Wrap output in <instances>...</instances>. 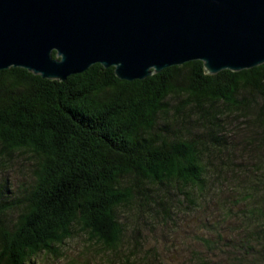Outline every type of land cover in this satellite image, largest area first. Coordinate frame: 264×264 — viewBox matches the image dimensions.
<instances>
[{"label":"trees","instance_id":"16d2710c","mask_svg":"<svg viewBox=\"0 0 264 264\" xmlns=\"http://www.w3.org/2000/svg\"><path fill=\"white\" fill-rule=\"evenodd\" d=\"M183 108L205 120L194 137L158 126L169 116L184 121ZM222 109L264 131V62L207 74L201 61L189 60L130 81L98 63L61 81L0 69V168L16 155L29 165L22 193L0 196V264H36L39 253L57 255L78 233L116 249L123 233L118 208L148 199L153 187H174L191 200L206 185L203 155L224 152L213 144L224 142L214 133ZM203 132L210 136L200 140ZM7 183L0 180V192ZM260 205L248 209L249 221L256 212L264 216ZM241 240L251 248L245 234Z\"/></svg>","mask_w":264,"mask_h":264},{"label":"water","instance_id":"95a60500","mask_svg":"<svg viewBox=\"0 0 264 264\" xmlns=\"http://www.w3.org/2000/svg\"><path fill=\"white\" fill-rule=\"evenodd\" d=\"M189 60L263 63L264 0H0V69L61 81L98 63L130 81Z\"/></svg>","mask_w":264,"mask_h":264},{"label":"rangeland","instance_id":"374dc122","mask_svg":"<svg viewBox=\"0 0 264 264\" xmlns=\"http://www.w3.org/2000/svg\"><path fill=\"white\" fill-rule=\"evenodd\" d=\"M168 102L173 109L176 100ZM182 112L184 121L169 116L158 126L167 123L171 136H196L195 128L199 130L205 120L188 108ZM221 112V125L214 133L224 142L213 144L224 152L209 148L203 155L206 185L194 190L191 200L174 187H153L147 192V201L136 198L118 208L123 233L116 249H103L78 233L59 245L57 255L41 252L34 257L35 263L242 264L249 257L255 264H264V216L256 212L253 222L247 219L248 209L254 205L261 204L264 215V131L256 125L247 129L236 112ZM209 136L203 132L199 139ZM24 160L16 155L0 168V180L8 181V190H2L1 197L22 193L29 174ZM248 193L252 196L245 195ZM243 234L249 249L247 242L239 241Z\"/></svg>","mask_w":264,"mask_h":264}]
</instances>
